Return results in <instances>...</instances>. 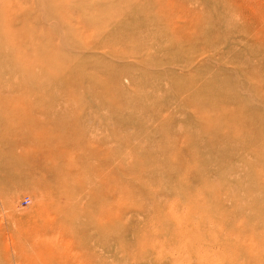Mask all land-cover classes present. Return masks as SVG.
Instances as JSON below:
<instances>
[{"label": "rangeland", "instance_id": "374dc122", "mask_svg": "<svg viewBox=\"0 0 264 264\" xmlns=\"http://www.w3.org/2000/svg\"><path fill=\"white\" fill-rule=\"evenodd\" d=\"M1 99L0 264H264V0H0Z\"/></svg>", "mask_w": 264, "mask_h": 264}, {"label": "bare ground", "instance_id": "6f19581e", "mask_svg": "<svg viewBox=\"0 0 264 264\" xmlns=\"http://www.w3.org/2000/svg\"><path fill=\"white\" fill-rule=\"evenodd\" d=\"M221 26H222V25H221ZM61 37H62V36H61ZM31 38H32V37H31ZM29 40H30V38H29ZM47 41H48V40H47ZM55 42H56V41H55ZM32 43H33V42H32ZM32 43H30L29 46H31ZM52 43H53V42H52ZM32 45L35 46L34 44H32ZM39 45H41V44H39ZM53 45H54V44H53ZM53 45H52V46H53ZM55 45H56V44H55ZM7 46H8V45H7ZM36 46H38V45H36ZM39 47H40V46H39ZM42 47H43V46H42ZM30 49H31V48H30ZM35 49H36V47H35ZM38 49H39V48H38ZM38 49H37V50H38ZM49 49H50V48H49ZM5 50H6V49H5ZM39 51H40V50H39ZM52 51H53V50H52ZM46 52H47V51H46ZM53 52H54V51H53ZM78 52H79V51H78ZM33 54H34V53H33ZM55 54H56V53H54L53 56H54ZM47 55H48V54H47ZM35 56H36V53H35ZM49 56H50V55H49ZM54 57H55V56H54ZM31 58H32V56H31ZM26 59H27V58H26ZM20 60H21V59H20ZM22 60L24 61V59H22ZM32 60H33V58H32ZM32 60H31V61H32ZM24 63H25V62H22V64H24ZM48 63H49V62H48ZM28 64L31 65L30 62H29ZM27 66H28V65H27ZM31 67H32V66H31ZM44 68H45V67H44ZM60 70H61V69H60ZM69 70H70V69H68V71H69ZM73 70H74V69H73ZM54 71H55V70H54ZM70 71L72 72V70H70ZM60 72H61V71H60ZM68 73H69V72H68ZM73 73H74V72H73ZM71 74H72V73H71ZM71 74H69V75H71ZM55 75H56V74H55ZM72 75H73L74 77L76 76L75 74H72ZM56 76H57V75H56ZM113 76H114V75H113ZM118 76H119V75H118ZM53 77H54V76H53ZM66 77H67V76H66ZM70 77H72V76H69V78L67 77L66 79H70V80H71ZM74 77H73V78H74ZM115 77H116V76H115ZM33 78H34V77H33ZM73 78H72V79H73ZM92 78H93V77H92ZM111 79H112V77H111ZM145 79H146V78H145ZM75 80H76V79H75ZM75 80H74V81H75ZM93 80H94V79H93ZM93 80H92V81H93ZM117 80H118V78H117ZM74 81H72V83H73ZM114 81H115V80H114ZM41 82H42V81H41ZM79 82H80V81H79ZM79 82H77V83H79ZM137 82H138V81H136V79H135V83H137ZM41 84H42V83H41ZM76 86H77V85H76ZM113 87H114V86H113ZM80 88H81V87H80ZM103 90H104V89H103ZM100 92H101V91H100ZM229 93H230V92H229ZM231 93H232V91H231ZM110 94H111V93H110ZM229 95H230V94H229ZM231 95H232V94H231ZM97 96H98V94H97ZM112 96H113V95H112ZM210 96H211V95H210ZM213 96H214V95H213ZM211 97H212V96H211ZM214 97H215V96H214ZM194 99H195V98H194ZM198 99L200 100L199 97H198ZM7 102H8V101H7V100H4V99H1V100H0V109H1V110H2V108H3V110L7 111V109L5 108L6 105L9 104V103H7ZM4 108H5V109H4ZM3 110H2V113L4 112ZM26 110H27V109H26ZM8 111H9V110H8ZM15 111H16V110H15ZM16 112H17V111H16ZM226 112H227V111H226ZM231 112H232V111H231ZM252 112H253V111H252ZM4 113H5V112H4ZM6 113H7V112H6ZM232 113L235 114L234 112H232ZM246 113H247V112H245V114H246ZM15 114H16V113H15ZM230 114H231V113H230ZM245 114H244V115H245ZM248 114H251V113H248ZM3 115H4V114H3ZM3 115H2V116H3ZM20 115H21V114H20ZM253 115H254V114H253ZM256 115H257V113H256ZM258 115L260 116V114H258ZM62 116H63V115H62ZM232 116H233V115H232ZM248 116H249V115H248ZM251 116H252V114H251ZM259 116H258V118H259V120H260V117H259ZM29 117H30V116H29ZM245 117H246V116H245ZM253 117H255V115H254ZM246 118H247V117H246ZM255 118H257V117H255ZM258 118H257V119H258ZM261 118H262V117H261ZM249 119H251V117H249ZM246 120H248V118H247ZM252 120H253V119H252ZM31 121H32V119H31ZM34 121H35V120H34ZM243 121H244V118H243ZM248 121H249V120H248ZM248 121L245 123L246 125H247ZM26 122H27V121H26ZM35 122H36V121H35ZM60 122H61V121H60ZM32 123H34V122H32ZM44 123H45V122H44ZM35 124H36V123H35ZM35 124H34V125H35ZM42 124H43V122H42ZM242 124H243V123H242ZM28 125H29V124H28ZM30 125H31V124H30ZM30 125H29V126H30ZM32 125H33V124H32ZM32 125H31V126H32ZM45 125H46V123H45ZM49 125H50V124H49ZM49 125H47V126H49ZM57 125H58V122H57ZM246 125H244V126H246ZM65 126H66V125H65ZM26 127H27V125H26ZM33 127H35V126H33ZM57 127H58V126H55L54 129L56 130ZM30 128H31V127H30ZM30 128H29V129H30ZM25 129H26V128H25ZM65 129H66V127H65ZM65 129H64V130H65ZM30 130H31V129H30ZM55 130H53V131H55ZM56 131L58 132V131H60V130L57 128ZM56 131H55V132H56ZM58 133H60V132H58ZM63 133H64V132H63ZM252 134H254V133H252ZM254 135H255V134H254ZM256 135H257V133H256ZM256 135H255L254 137H256ZM12 155H13V154H12ZM13 157H14V156H13ZM13 157H11V159H12ZM17 157H18V156H17ZM13 159H14V158H13ZM22 159H23V158H22ZM18 160H19V159H18ZM11 161L14 162V161H16V160H11ZM11 161H10V162H11ZM13 162H11V163H13ZM15 163H16V162H15ZM19 163H20V162H19ZM17 164H18V163H17ZM18 165H19V164H18Z\"/></svg>", "mask_w": 264, "mask_h": 264}]
</instances>
